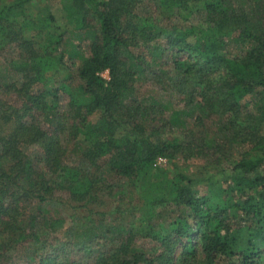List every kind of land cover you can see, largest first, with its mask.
<instances>
[{
  "label": "trees",
  "instance_id": "1",
  "mask_svg": "<svg viewBox=\"0 0 264 264\" xmlns=\"http://www.w3.org/2000/svg\"><path fill=\"white\" fill-rule=\"evenodd\" d=\"M47 1L0 0V264H264V0H60L64 25ZM146 72L183 107L142 98Z\"/></svg>",
  "mask_w": 264,
  "mask_h": 264
},
{
  "label": "rangeland",
  "instance_id": "2",
  "mask_svg": "<svg viewBox=\"0 0 264 264\" xmlns=\"http://www.w3.org/2000/svg\"><path fill=\"white\" fill-rule=\"evenodd\" d=\"M47 3L51 6V9L55 13V15H57L60 25H64L66 22V18H65L66 15L64 14L62 10L61 1L60 0H48ZM72 39L76 44L81 42L80 44L81 46L84 47L86 54H89L88 47H87V45L89 44V40L85 39L81 41L79 40V37L75 34L72 35ZM68 49L69 51H71L72 46L69 45ZM227 49L231 50L232 52H238L239 46L235 42L231 41L229 42ZM103 74L106 78H109L108 71H105ZM15 78L16 77L4 67V59L2 56H0V96L5 98L6 100L10 98V103H14L18 105L16 98L10 97V93L6 94L7 84L12 82ZM137 90L142 98H149V97L155 96L156 98H159L164 102L171 101L172 106L174 105L178 108L183 107V105L179 103V100H178L179 97L177 95L175 96L171 92H165L163 88H161L160 85L156 83L152 74H150L149 72H146L144 75H142L141 78H139V80L137 81ZM249 98H251V96ZM58 105H59L60 112H63V113L69 112L68 99L62 93H60V99H59ZM195 115L196 114L194 113V115L188 117V121L190 125L194 124ZM66 121H67V126L71 125L72 123L71 120H66ZM178 127L179 125L175 126L174 131L178 132L179 131ZM211 134H216L215 137L218 140H222V136L219 132H211ZM24 148L27 152H29L33 156L39 155L42 151L41 148H39L36 145H32L29 147L25 146ZM242 150H244V146H240L237 144L233 146V152L236 155H238L239 152H241ZM209 157L214 158V155H210ZM174 163H177L179 165V169L176 168V164H175V167H173ZM174 163L170 162L167 159V161L162 164V167L167 168L170 171H173V170L183 171L190 175H194L198 173L201 176L203 174H206V176L211 175L213 171H216L215 170L216 168L213 167L212 164L211 166H208V160L207 161L203 160L199 158L198 156L190 158V160L188 161L183 160L182 157H178L177 159L174 160ZM223 164L225 166V163ZM108 182L118 184L119 187H122L126 191L125 195H115L114 197L108 193H105V195L103 196H106L105 197L106 200H109L108 203L110 204L114 203V204H120L121 206H126V201L121 199L120 196H125V197L130 198V196H132V191L135 189V185L132 182L130 183L128 179L117 177L111 174H109ZM210 186L211 185L208 182H198V183H195L194 191L198 192L199 194H204L205 192L208 191ZM134 196H137L136 192L134 193ZM135 201H138V198H136ZM111 208L112 206H109L108 210H111ZM170 209L175 210V215L179 213L177 207L175 206H173ZM125 215L127 216V218H133V214L131 212H125ZM61 236H62V233H61ZM262 249H264V244L262 245ZM30 250H31L30 248H25V247L18 249V251L15 254V261L19 263H22V262L24 263V260L27 258V255L30 253Z\"/></svg>",
  "mask_w": 264,
  "mask_h": 264
},
{
  "label": "built area",
  "instance_id": "3",
  "mask_svg": "<svg viewBox=\"0 0 264 264\" xmlns=\"http://www.w3.org/2000/svg\"><path fill=\"white\" fill-rule=\"evenodd\" d=\"M167 161V158L163 157V156H160L158 157V159L156 160V163L155 165H162L164 162Z\"/></svg>",
  "mask_w": 264,
  "mask_h": 264
}]
</instances>
